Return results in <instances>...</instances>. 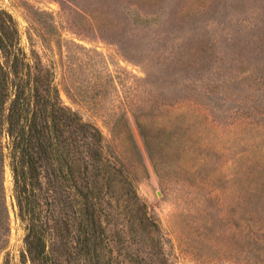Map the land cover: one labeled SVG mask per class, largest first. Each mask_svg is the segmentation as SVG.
I'll return each mask as SVG.
<instances>
[{
  "label": "rangeland",
  "instance_id": "1",
  "mask_svg": "<svg viewBox=\"0 0 264 264\" xmlns=\"http://www.w3.org/2000/svg\"><path fill=\"white\" fill-rule=\"evenodd\" d=\"M209 2L207 11L194 13L196 5ZM0 7L16 19L20 46L53 69L65 105L96 123L108 141L111 119L127 116L150 173L136 187L159 221L171 264H264V244L260 251L248 246L244 200L247 175L260 166L251 178L264 179V0H0ZM83 10L92 13L91 20ZM205 35L207 63L188 70L194 64L188 50ZM167 68L164 77L159 69ZM200 73L226 79L227 107L241 103L243 114L227 116L226 131L198 124L176 136L171 150L162 151L161 179L128 104L136 98L132 86L147 74L156 83ZM5 188L10 230L0 229V264L7 258L31 264L23 254L26 232L13 208L8 161ZM258 217L264 219V212ZM111 245L113 264H130L114 239Z\"/></svg>",
  "mask_w": 264,
  "mask_h": 264
},
{
  "label": "trees",
  "instance_id": "2",
  "mask_svg": "<svg viewBox=\"0 0 264 264\" xmlns=\"http://www.w3.org/2000/svg\"><path fill=\"white\" fill-rule=\"evenodd\" d=\"M196 6L194 13H200L210 2ZM83 11L91 20L92 13ZM196 40L188 50L194 62L188 70L193 72L201 69L196 64L207 63L210 53L207 35ZM167 70L159 69L164 77ZM147 77L144 82L137 78L132 86L136 98L128 104H133V116L162 179L166 168L162 151L171 150L178 142L176 136L198 124L226 131L231 125L227 116L243 114V107L241 103L227 107L231 99L221 75L217 81L200 73L195 79L163 77L156 83ZM111 124L108 141L96 123L64 104L53 69L20 46L16 19L0 7V229L10 230L8 161L14 181L13 208L26 232L23 254L31 264H113L112 239L130 264H171L159 221L136 187L150 173L127 116L111 119ZM260 170L259 166L247 175L244 198L246 237L252 251H260L264 244V219L258 217L264 212V179L251 178ZM132 242L140 247L131 249ZM4 264H11L10 258Z\"/></svg>",
  "mask_w": 264,
  "mask_h": 264
}]
</instances>
